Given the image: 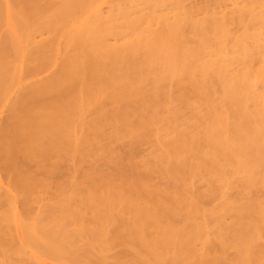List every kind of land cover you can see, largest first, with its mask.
<instances>
[{"label": "bare ground", "instance_id": "1", "mask_svg": "<svg viewBox=\"0 0 264 264\" xmlns=\"http://www.w3.org/2000/svg\"><path fill=\"white\" fill-rule=\"evenodd\" d=\"M95 1L98 0H0L1 103L5 100V96L14 94L12 101L9 100L10 102L7 104V118L3 119V121L0 119V155L5 158V160L2 159L6 164H4L3 160H0V163L2 164L3 162L4 164V167H2L3 170L7 168L4 170V173H7L6 176L8 175L7 178L9 177L10 179H8V184L10 181L9 186L7 184L9 188H6L5 192H1L0 182V264H22V262H25L23 247L25 244L29 248L35 249V252L38 251L40 255V250L37 249L42 246L44 247V245L46 246L44 247V252L46 253L52 250L56 252V249L59 250L60 248L62 250L65 246L67 249V246H70L74 248V254L73 251H70V255H73H69L70 262H73V264H106L107 257L109 259V256L106 255V251L111 250L112 247L123 245L127 250L124 249L125 251L122 250L121 252L117 250L118 253L115 252L117 254L113 256V262L111 261L110 264H161V262H159L160 258L162 259L161 261H163L162 264H164L165 260L159 255H162V253L169 248V240L174 238L175 242L171 241L174 246L172 247L170 244V248L175 250L172 252L173 254L179 251L177 253H192L193 256V252H196L198 257L200 256L203 258L205 254L207 255V253L209 254L213 251L216 257L214 256L213 259L210 258V261L207 259L208 264H264L263 241L262 245L255 244L259 238L264 237V223H262L264 219V203L262 204L259 200H253V203H249V205L245 206L243 203H240L242 201L240 200L239 204H236L235 207L234 205L232 206V204H234L232 202L235 199H233V201H231L232 199H226L227 201L224 199L222 203L219 202V204H215L216 206H213L214 208H212V210L210 208V212L207 214V220L202 216V214H206V211L205 214L198 211L199 218L201 219H198L200 221L195 223L193 220L196 219L197 216L193 215L194 213L196 215L198 214L196 210L197 207H195V209V203H193V201H188L192 198L186 200L184 196H173L176 195L173 194L172 196H168V198H162V200H160L161 198H155V201L154 199L147 200L146 198V200H143V198H140L141 201L139 199V194L141 192H138L137 188H134L138 184L133 187L136 191H134L133 188V191L129 188H125L126 185L123 186V189L120 187L122 185H119L118 188L114 185L116 189H113L116 190V194L114 196L110 194L114 192L112 189L109 193L110 198H108V193L105 192L107 197H102H104V200L106 197L105 203L103 204H105L104 206L107 208L104 210L103 206L102 211L99 210V208L97 209V207L95 208V206L93 207V213H90V222L92 223L90 226H84V222L83 225L81 224L82 213L80 210L81 207H79L80 202L77 204L73 203L70 199L72 200L75 196L71 195V198L68 199L66 195L65 198L68 199L64 201L66 206L59 208L60 210H56L59 205L62 207L63 201L61 203L57 202V206L51 203L42 212L43 218L45 217L44 219L41 216H38L39 219L36 216V219L34 216L35 219H32L33 221H31L30 217V223H25L20 220L23 244H18L19 246H17L15 250H11V248L6 250L7 243L5 245L2 241L6 239L5 237L8 231L5 237L3 236L2 238V235H4L2 229L4 231L6 227L4 226V228H2L4 224L1 222L10 219L9 217L11 215L14 220L13 215L17 208V197L21 192H24L27 197H29L31 194H36V189L42 187L41 185H43V187L46 186L44 180L40 181L38 180V176L30 174V172L34 173V171H31L32 168L24 167L23 169V166H29V164L35 165L34 162L36 164L38 163L37 165L42 163L39 167L41 171V168L45 169L46 167L44 161H46L47 158L49 159L56 150L62 148H70L69 150H71V148H74L73 150L76 152L80 150V147L86 144L84 149H87V146L89 144L91 145L93 141L89 143L88 141H91V138L89 135L87 137L86 134H90L91 131L94 135L97 129L102 128L101 126H103V124H100L101 126L99 125L100 120L102 123L104 119L111 117L110 119L112 120L113 118L114 120L117 118L113 112H106L110 117H105L103 102L106 98L117 103L123 100H132L134 97H142L149 100L146 101L145 99L147 103L149 102L150 104L151 102L156 105L160 98L164 99L169 97L168 100H165L166 103H171L173 101H183L186 103V94L183 93L184 84L181 82L182 78L187 79V85L190 90H193V93L196 92L199 96L201 95L202 99L206 97V93H208V89H210L205 85V81L209 86L210 79L211 81L213 79V82L217 81L221 85L227 97L229 111L233 116H236V114L243 113V105L250 94L253 93L254 89L251 91V79L253 78L254 80V78H256L264 82V62L261 60L264 55V38L261 32L260 34L256 31L252 34H246L244 31L240 35L238 33V36L232 37V44L228 51L222 48L223 43L221 44V42L225 40L221 41V39H225L226 35L229 33L228 31H230V29H226V24L228 22H226V18L224 19L227 13L225 14V12H222L224 4L217 10V12H221L219 15L223 16V18L221 17L222 19L219 20L217 17L218 14L209 9L213 3L211 6L207 3L209 8L204 5L206 10H204L203 13L202 10L200 11V7L197 8L196 6L197 9L185 7L182 0H173L172 9L170 8L171 10L159 8L163 0H141L142 3L149 6L148 8H151L149 9L150 11L148 10L143 13L144 10L142 8L137 9V6L135 10L125 9L124 13L127 14V16L134 15L128 21V30L129 34L133 35L135 38L132 41H124L117 44L116 42L119 39L125 37L127 34L126 31H116V27L112 23L113 16H110L112 14L108 13V15L110 14L109 16H104L102 11L100 12L99 6L93 8V3ZM224 1L225 0H218L219 3ZM229 1L234 7H236L240 1L244 2L243 7L250 4L253 5V3L256 4L258 1L260 3V0ZM193 5H195V3H193ZM252 5H250V7ZM252 8H254V6ZM109 9L110 8H108V10ZM208 9L211 12L207 11ZM200 12L203 14L209 13L203 18H197ZM234 12L236 11L233 10L232 13L234 14ZM248 13H250V10ZM106 14L107 13H105V15ZM235 15L234 18L236 19ZM249 16L253 18L252 20L256 23L259 22V20L264 23V10L258 13L251 12ZM237 17L239 22L243 20L242 17ZM234 18L232 20H234ZM243 18L252 22L248 19L249 17ZM255 19L259 20L255 21ZM238 21L236 23L239 24ZM249 22L246 23L250 25ZM262 22L261 24L263 25ZM240 24H242V22ZM259 24L258 26L261 27V24ZM188 25L190 27L189 29L186 27ZM257 28L258 27H256V29ZM234 31H236L235 28ZM185 32H188L187 34L192 32V37L195 36L196 41L192 44L189 43L185 38ZM193 33L195 35H193ZM111 36L115 41L113 43L108 41ZM230 36H228L229 39ZM227 44L225 43L224 47H228ZM253 60H260L258 66L255 68L253 67L255 64H252ZM57 61L60 63V67L58 66L59 70L56 68L53 72H56V70L58 71L51 74L49 69ZM234 64L237 67L231 69L230 66ZM40 72L43 73L42 78L38 80L35 78V80L29 79L35 77L37 74H41ZM151 73L153 74V78L149 81L150 79L148 80V77ZM173 76H180V78H177L179 82H175V77V86L172 85ZM207 77L209 79H207ZM147 80L151 82L148 84L150 85L148 89L146 88V84L148 83ZM255 82L258 83L257 81ZM255 94L256 93H254V95ZM262 94V96H264V91ZM102 98L104 99L102 100ZM100 100H102V103ZM203 100L206 101L207 98ZM153 105L154 104H152V106ZM1 106L2 104L0 108H2ZM141 107L146 108L145 106H140L139 109ZM92 108L94 109L93 112H95L94 114L93 112L90 114L91 117L93 115V120L89 118L90 115L88 114ZM118 110H120V112L123 111L120 107ZM118 110L114 111L117 116V113H119ZM173 110L176 111V109ZM224 110L222 112L220 111L221 113L219 114L212 112V115L211 113L208 115L207 118H210L208 121L209 123L207 128L203 129L207 130H205L204 134L201 133L204 135V143H199L202 146L197 143L196 133L193 134L192 130L189 131L185 129L181 130V133L177 131L176 133L178 134L175 133L173 137H170L165 142L161 141L157 143L160 145V147L158 146L160 150L156 148L161 151L158 156L164 158V160H166L165 163L168 161L169 166L171 161L174 162V165L177 161L178 165L176 166L171 163V166L173 165L172 168L176 167L174 170L178 171L180 168L182 170L187 168L191 170V168L197 166L193 165V161L195 160L203 159L205 161L209 159L213 164L214 162L217 163L218 159L219 162L220 160H226L229 155L233 154L237 156L236 148L234 149V147H238L237 149H239L241 146L240 144H242V148L246 146L250 148L252 146L251 140H255L258 133L259 136L264 135V130H262L261 133L257 132L258 130L254 131L257 128L251 125L249 128V123H247V125L246 122L245 127L248 128H246V130L249 131V129L251 130V128H254L253 131H251L253 134L251 135V133L249 134L247 131H245L247 135L244 131L239 133L240 128L238 129L236 124L230 121V114H227L228 110ZM177 113L178 112H176V114ZM120 117L122 118V116ZM124 118L125 116L123 120ZM204 120L206 121L207 119L205 118ZM144 122L140 123L145 125ZM148 122H150V119ZM199 122L202 123L203 121ZM205 124L203 125L205 126ZM230 128H234L235 132L233 131L230 133V131H228ZM79 131H83V138H80L81 136L78 138L77 134L79 135ZM97 132L98 134L96 133V136L102 135L101 129L100 134L98 130ZM258 137H256V139ZM93 138L95 139L94 136ZM157 141L159 142L160 140ZM256 143L258 144V142H255V144ZM197 144L198 146H196ZM256 147L257 149L259 148L258 154L254 156L251 162L245 159L247 162L243 160V163H239H241L240 165L242 167L243 165L245 166L244 170L248 168V173L251 168L253 169L255 167L256 170H254L257 171L255 173H259L264 179V144L261 143L260 146ZM75 148L77 149L75 150ZM156 148L155 151L158 152ZM196 148L198 153H194ZM242 148L240 150H242ZM82 149L83 148H81V150ZM84 149L82 150L83 152ZM69 150V153H73V150ZM240 150L237 151L240 152ZM233 151H235V154ZM59 152L60 151H58V153ZM85 153L83 155L80 152L84 157ZM159 158L160 157H158V159ZM162 158H160L161 160L159 159V161L162 162ZM18 159L21 161L19 162L20 165L25 162L20 168L16 165ZM79 160L80 159H78V161ZM47 162L49 161L47 160ZM160 163H158V165ZM250 163L252 166L251 168L250 166L248 167ZM37 165L36 167H38ZM51 166L52 165H50V168ZM171 166L167 168L169 171ZM206 166L208 167L207 164ZM47 168L44 170V172H46L45 174L49 173V169L47 170ZM7 170H9L10 173L6 172ZM36 172L39 173V170H35V174ZM171 172L173 173V170ZM172 173L171 175H173ZM179 173H181V171H178L177 174L179 175ZM252 173H254V171L252 172L251 170V176L254 175ZM42 174L45 177L47 176L43 173V170ZM176 175L173 177H178ZM212 177L214 178V175H212ZM41 178L43 179V176ZM215 179L217 180V178ZM223 179L225 180L226 177ZM251 179L252 178L248 180V178H246L242 183L248 184ZM97 181L98 180H96V182ZM102 181H100V184ZM211 181L210 178L209 182L211 183ZM108 182L109 181H105L104 183L106 184ZM220 182L222 183V181H219V183ZM224 182L226 183V180ZM138 183L141 182L138 180ZM109 184L110 182L108 185ZM245 184L244 186H247ZM220 185L222 186V184ZM10 186L12 189H10ZM107 186L105 185V188ZM127 186L130 185L128 184ZM221 186L219 187L221 188ZM42 189L39 192H41ZM214 190L216 189L214 188ZM214 190L213 195L216 193ZM221 191H219V193ZM17 192H20V194L18 195ZM39 192L37 191V195ZM23 194L19 200H24L23 198L25 195L23 196ZM69 194L68 197H70ZM142 194L141 196H144ZM220 194H215L214 196H219ZM240 194H242V192ZM78 197L79 196L76 198L78 199ZM219 198L221 199L222 197L219 196ZM231 198L233 197L231 196ZM242 198L243 197L239 199ZM29 199H31V196ZM100 199L102 200V198ZM22 200L20 204L21 202L23 204ZM95 200L93 197V201ZM90 202L92 201L90 200ZM28 203L29 201L27 198V203L25 201L23 205H28ZM97 203L95 202V205H99ZM86 204H88V202ZM106 204L109 207L106 206ZM234 207L236 209H234ZM27 208L28 207L25 209ZM234 210L235 213L236 211L238 212L237 215L233 216L232 213H228ZM22 212L25 211L23 210ZM226 213H228V216H233H229V222H225L226 220H224L226 219ZM113 214L120 215L122 219H117L118 222L120 221V224L118 223L116 227H113L117 224V222L114 221L116 218H113L114 222H111V216H113ZM126 215L127 217H124ZM123 218L125 220H123ZM78 221L81 224H78L80 226L72 228V230L71 228L69 229V227L67 228L71 222L77 223ZM112 223L115 224L112 226L113 229H110V232L107 227ZM12 224L14 223L12 222ZM10 227L11 225L8 228ZM78 227L81 228L79 229ZM77 228L79 230H77ZM11 229L13 228L11 227ZM104 229H106V232ZM99 232L105 233V237L99 235L100 238H103V241L98 236ZM209 232L213 234L211 239L209 237ZM82 233L85 234L84 238H88L85 241L86 243L84 242L82 244V246H86L85 248L82 247L80 243V245H76L79 239L81 241ZM109 233L110 235H108ZM201 234L204 236V241L202 242L203 246L207 244L205 247L206 251L203 249L204 252L193 249V242ZM86 235L88 237H86ZM96 235L98 237L96 239H99L98 242H100L96 243L97 245L94 243ZM159 240L161 241L159 242ZM216 245L219 249L218 247H216L217 249L214 248ZM3 246H5V248ZM13 246L15 247V243ZM70 247L68 251L72 250ZM66 249L64 248L65 253L67 252L65 251ZM228 249H233L234 251V256L230 260H226V256L228 255L227 252H229ZM64 252L61 251L60 254L63 253L64 255ZM94 252L96 255L95 257H98V260L95 261L96 263L93 262L94 259H91V254L93 255ZM51 253L52 252L49 254ZM129 253L131 255H129ZM52 254H54V251ZM13 255H15V258ZM57 255H55V257L58 259L59 255ZM63 255V258L67 256V254ZM128 255L130 257H128ZM21 257L25 261H22ZM65 259L67 260V258Z\"/></svg>", "mask_w": 264, "mask_h": 264}, {"label": "rangeland", "instance_id": "2", "mask_svg": "<svg viewBox=\"0 0 264 264\" xmlns=\"http://www.w3.org/2000/svg\"><path fill=\"white\" fill-rule=\"evenodd\" d=\"M166 1H167V3H166ZM170 1H171V3H170ZM182 1H183V5L185 7L189 8V9L190 8L197 9L198 7H200L199 9H200V11L202 10V12L204 10H206L205 6L207 7L209 4L211 6L212 3L215 4V5L212 4L211 7H213V8H211V7L209 8V6H208V8L211 11L213 10L214 12H216L218 14L217 17H218L219 20L222 19L223 16L219 15V14H221V12L219 11L220 12L219 13V12H217V10H218V8L220 9L221 5L224 4L222 12L223 13L225 12V14L227 13L226 14L227 17L224 15L225 16L224 19L226 18L225 19L226 22L229 23V24L228 23L226 24V29H230V31L233 30V31H231V33H230V31L227 30L229 33L226 35L225 39H221V41L225 40L224 42L226 44L227 43L229 44V45L227 44L228 47H226V46L224 47L225 43L221 42V44L223 43L222 44V46H223L222 48H224V50H226V51H228L230 49V46L232 44V42H231L232 41V37L233 36L234 37L238 36V33L240 35L241 33H243L245 31L246 34L247 33L248 34H252V33H254L256 31L259 34L261 32L262 33L261 35L264 38V23L262 21H260L259 19H255V21L259 20V22L256 23V22H254V20H252L253 18H251L249 16L251 12L258 13L259 11H263L264 10V0H260L261 4L259 3V1L256 4L253 3V5L250 4V5H252L251 7H250V5H247V4H246L247 6L243 7L244 2H241V1L238 3V5L236 7H234L229 0H225L222 3L221 2L219 3L218 0H182ZM182 1H181V3H182ZM172 2H173V0H163L162 4H160L161 6H159V8H167V10L168 9L171 10L172 9L171 8ZM193 3H195V5H193ZM207 3H208V5H207ZM216 3H217V5H216ZM93 5H94L93 8L99 6L100 12L102 11V14L104 16H107L108 13L112 14V15H110V14L109 15L111 17L113 16L112 17L113 18V22L112 23L115 25L116 31H118V32L126 31L127 34L125 35V37L122 38V39H119L116 42L117 44H119L121 42H124V41H132L135 38L133 35L129 34V30H128V21L134 15L127 16V14L124 13L125 9L126 10L127 9L135 10V8L137 6V9L142 8L144 10L143 13L147 12L149 9H151V8H148L149 6H147L144 3H142L141 0H98V1H95L93 3ZM169 5H170V7H169ZM145 6L147 7V10H146ZM196 6H197V8H196ZM253 6H254V8H252ZM108 8H110L109 9L110 12H109ZM215 8H217V9H215ZM209 9L207 11L211 12ZM233 10L236 11L237 13L234 12V14H233L232 13ZM249 10H250V13H248ZM166 12H168V11H166ZM209 12H207V13H209ZM105 13H107V14L105 15ZM200 13L197 16V18H203L207 14V13L203 14L204 12L201 13V14ZM137 14H140V13H137ZM234 15H235L236 19L234 18ZM219 16H220V18H219ZM237 16L242 17L243 20L245 19L243 17H246V18L249 17L248 19H250V21H252V22H249V20H247V19H245L247 21H245V20L243 21L242 20L241 21L242 24L244 23L243 26H242V24H240L241 22L238 21V19H237L238 17ZM233 18H234V20H232ZM227 19H228V21H227ZM237 21L239 22V24L236 23ZM246 22L247 23L249 22L250 25L247 24ZM261 22L263 23V25L261 24ZM233 23H234V26H233ZM259 23L261 24V27L258 26ZM228 25H230L232 29ZM255 26L258 27L259 29L258 28L256 29ZM186 27L188 29L190 28L189 25L186 26ZM186 27H185V30L187 31ZM234 28L236 29V31H234ZM254 29H256V30H254ZM188 32H185V34H186L185 38L187 39V41H189V43L192 44V43H194L196 41V37L195 36L192 37L191 33L193 31L190 32L189 34H187ZM234 32H236V33H234ZM231 34H233V35H231ZM193 35H195V34L193 33ZM228 36H230V39L228 38ZM111 38H112V36H111ZM111 38L109 37L108 41L110 43L115 42L114 38H112V39ZM227 38H228V40H227ZM262 57L263 58L261 60H262V62H264V55ZM259 62H260V60H253L252 64L253 65L255 64L253 67L254 68L257 67ZM59 64H60L59 61H57L55 64H53L51 66V68L49 69L51 74L52 73H56L59 70L58 69V66L60 67ZM235 64L231 65L230 68L232 69V68L237 67L236 66L237 64L236 65ZM56 68L58 70H56V72H53V71H55ZM144 69H146V68H144ZM42 77H43V73H41L39 75L37 74L35 77L29 78V79L30 80H35V79L38 80V79H40ZM149 77H148V80L150 79L149 81H151L152 78H153V74L152 73H151V75L149 74ZM175 77H176V81L175 82H177L178 81L177 78H180V76H175ZM175 77L172 78L173 79V81H172L173 83L170 82L174 86L176 85V83L174 82ZM207 79H209V78L207 77ZM255 79L256 78H254V80H253V78L251 79V81H252V83L250 82L252 84L251 91L253 89L254 90H253V93L251 92L252 94H250V96L247 98L245 104L243 105V108H244V110H242L243 113L241 112L242 114H240V113L236 114V116L235 115L233 116L232 113L229 111V105L227 103V97L225 96V93L223 92V89L221 88V85L217 81H214V82H216V83H214L213 79H212V81L210 79L209 82L210 83L212 82V83L211 84L209 83V86L206 84L207 82L204 80L205 81V85L208 88H210V89H208L206 87L209 92L206 91V92H208V93H206V97L202 96L205 99L207 98L206 101L203 100L204 98L203 99L201 98V95L199 96V95H197L196 92L193 93L194 91L190 90V88L187 85V79L186 78L185 79L182 78V80H181V82L184 84L183 93L186 94V98H185L186 103L183 102V101L182 102L181 101H173L171 103H166L165 100H168L169 97L164 98V99L160 98L158 103H156V105H155V103H151V102H150V104H149V102L147 103L146 101H149V100H147L146 98H142V97H136V98L134 97L132 100H123V101L117 102V103L116 102H112L111 100L106 98L104 100V102H103V108H104L103 111H105V117L106 118L110 117V115L108 113H112L113 112L115 114V117H117V118L119 117L121 120L119 118L118 119L116 118L117 120L116 119L113 120V118H112V120H113L112 121L110 119L111 117L108 118V119H104V121L102 120V123H101V120H100L99 125L103 124V126L100 125L102 128L98 127L99 129H97V130L99 131V134L102 132V135L100 134L101 137L98 136V135L96 136V133L98 134L97 130L94 133V135L90 131V134L92 135V137H91L90 134H86L87 137L89 135V137L91 138V141H88V142L89 143H91L92 141L93 142L91 143V145L89 144L90 146L89 145L87 146V149L86 148L84 149V147H86L87 144L85 146H83V147H80V150H81V148H83L84 152L82 151L83 149L81 151L77 150L75 152L73 150L74 148H71V150H69L70 148L69 149L68 148H62L64 152L62 151V149L56 150V152L54 151L52 153V156H50L51 158L50 157H49V159L47 158V160L49 162H47V160L45 159L46 161H44V164L46 165V167L43 166V167H45V169L41 168V171H40L39 167H40V165L42 163L41 164L39 163V165H37L38 163L36 164L34 162L35 165L29 164V166H31V167H29V166H26V165L23 166L25 162L21 163V165H20L19 162H21V161H19V159H18V161H16V165L19 168L22 167V166H23V169H24V167H26V168L28 167L30 169L32 168L31 171L32 172L34 171V173L30 172V174H32L33 176H38L39 177L38 180H40V181L44 180V183L46 182V186H44L45 187L44 188L43 185H41L42 187H40V188L41 189L43 188L41 192H39L41 189L38 187L36 189L39 192L38 195H37V191H35L36 194H33V195L31 194L30 195L31 199H29L30 196L27 197V195L24 192H21V194H20V192H17L18 195L19 194L20 195L17 197V203H16V207L17 208H16V211H15V214L13 215L14 216L13 217L14 220L12 219V215H11L9 217L10 219H7L5 221L3 220V222H1L2 224H4L2 228H4V226L6 227V228H4V231L2 229V233L4 234V235L1 234L2 238H3V236L5 237V235H6L7 231H8V233H7L6 237H5L6 239L5 240L3 239V241H5V242L2 241V243L3 244L5 243V245H6V243H7V245L9 244L8 247L6 245V248H7L6 250H8V248H11V250H15V248H17V246L23 244V238H22L21 228H20V220L22 222H25V223H27V222L30 223L31 221H33L32 219H35L36 216L37 217L41 216L43 218L42 212H43V210L45 208H47V206H49L51 203L52 204H56V206H57V204H58L57 202L61 203L63 201L62 202V207H61V205H59V207L56 209V210H60L59 208H63V206H66L64 201L68 200L69 198H71V195L75 196L72 200L70 199L71 202L76 203V204L80 202V206L79 207H81L80 210H81V213H82L81 214L82 215L81 224L83 225L85 223L84 226L92 225V223L90 222V219H91V216H90L91 214L90 213L91 212L93 213V209H94L93 207L95 206V208L97 207V209L99 208V210L103 211V206L105 205L103 203H105V200H106V197H107L105 192L108 193L107 194L108 198H110V194H113V196L116 194L115 193L116 190H114V189H116V187L118 188L119 185H122V186H120L122 189L124 188L123 186L126 185L125 188H129V189L132 190V188L136 184H138L134 188H137V191L141 192L140 194L138 192H136V193L139 194V199L143 198V200H146V198H147V200H149V199L153 200L154 199V201H155V198H157V199L161 198L160 200H162V198H168V196H172L173 194H176V195H173V196H177V195L178 196L180 195L181 197L184 196L186 198V200L192 198L193 200L191 199V200H188V201H193V203H195L194 208L197 207V209L195 208L197 210V213H198V211L199 212L201 211V213L203 212L205 214V211H206L205 215L202 214L203 218L206 219V220H207V217H208L207 214L210 212V208L212 210V208H214L217 204H219V202L222 203L224 201V199L225 200L226 199L227 200L228 199H230V200L232 199L231 201H233V199H235L234 201H236V202L233 201L232 203H234V204L231 203L232 206L234 205L235 207H236V204L237 205L239 204L240 200H242L240 203H243L245 206L249 205V203H253V200L254 201L255 200L256 201L259 200V202H261L263 204L264 203V179L262 178V176L259 173H255V172H257V171H255L256 168L254 167L252 169L251 168L252 167L251 163L248 165V167L250 166V168H251L249 170L250 172L248 173L247 172L248 168L244 170L245 166L243 165V167H242L240 165L241 163H239V162L243 163V160L245 161V159H248L247 161H249V162H251L253 160L254 156H256L258 154V149L259 148L257 149L256 146H260L261 143L264 144V135L263 136H261V135L259 136V133H258V135L256 137H258V136L259 137L257 139H256V137H255V140H251L250 139L252 141L251 142L252 146L250 145L251 146L250 148H247L249 146H246V147L242 148L241 147V146H243L242 144H240L241 146H240L239 149H237L238 147H234V149L236 148V153H237V156L235 155L236 157L232 154L233 156L229 155V157H228L229 160L228 159L223 160V161L220 160V162H219V159H218V162L220 163L219 164L217 162L218 165L215 162L213 164L212 161H210L209 159H206L205 161L203 159L195 160V161H193V165H197L198 167L196 166V167L191 168L192 172H191V170H188V168L187 169H183V170L180 168V169H178L179 172L181 171V173H179V175L177 174L178 171L174 170V169H176V167L172 168V166L174 165L173 161H171V163H173L172 166H171V163H170V166H171L170 171L167 169L170 166L168 164V161L165 163L166 160H164V158H162L161 156H158V154H160L159 152H161V151H159L160 150V148H159L160 145L157 144V143H160L161 141L165 142L170 137H173L177 131H179L181 133L182 132L181 130H185V129H188L189 131L192 130L193 134L196 133L195 136L197 137V143L198 144L199 143L203 144L204 143V135H202V134H204L205 130H207V129H205V130H203V129L207 128V125L209 123L208 121H209L210 118H207L208 115L210 113L212 115V112H214L216 114H219L224 109L228 110L230 112L229 113L227 111V114H230L229 115L230 121L231 122L233 121L236 124L238 129L240 128L239 129L240 131L238 130L239 133H241L242 131H244V132L247 131L246 130L247 127H245L247 123H249V125L247 124L248 127L251 125L252 127L257 128L254 131L258 130L257 132L261 133V131L264 130V96H262L263 95L262 93L264 91V82L263 81H259L257 79L255 80ZM149 81H148L147 84L145 83L146 81L144 82L147 85L146 86L147 89L150 87V85H148V84L151 83V82H149ZM255 81H257V82L259 81V82L256 83ZM203 82H202V84H203ZM253 82H255V83H253ZM219 86H220V88H219ZM146 91H148V90H146ZM254 93H256V94L254 95ZM10 95L11 94H8L7 96H5L6 98H5L4 101H3L4 98L2 99V101H3L2 103L0 101V105L2 104V106H1L2 108H0V119L2 121H3V119L7 118L6 117L8 115L7 110H6L7 104H8V102L12 101L14 94L11 95V96ZM103 99L104 98H102V100ZM145 99H146V101H145ZM102 100H100V102ZM152 104H154V105L152 106ZM140 106H145L146 108L141 107L140 108L141 110H140L139 109ZM119 107L121 109H123L122 112H120V110H118ZM101 108H102V106H101ZM173 109H176V111L173 110ZM91 110L89 111L90 113H88L89 115L92 114V112L94 111L93 108ZM115 110H118V112L121 115L119 113H117L118 114V116H117L116 112H114ZM106 112H108V113H106ZM139 112H140V114H139ZM172 112H173V114H172ZM176 112H178V113L176 114ZM94 113L95 112H93V114ZM89 115H87V116H89ZM123 115L125 116L124 120H123V117H124ZM120 116H122V118ZM112 117H114V116H112ZM89 118L92 119L93 115H92V117L90 115ZM89 118H88V120H89ZM205 118L207 119L206 121L204 120ZM149 119H150V122H148ZM94 120H95V118H94ZM199 121H201V122L203 121V122L200 123ZM140 122H142V123L144 122L145 125H143ZM245 122H246V124H245ZM135 124L139 125V126H136ZM140 124H141V126H140ZM203 124H205V126ZM142 127H143V129H142ZM254 128H251V130L249 129V131H247V132H249V134L251 133V135H252L253 133L251 131H253ZM100 129H101V132H100ZM228 131H230V133H232L233 131L235 132L234 128H230V130H228ZM86 133H87V131H86ZM176 134H178V133H176ZM245 134H246V132H245ZM251 135H249V136H251ZM77 136H78V138L80 136H81L80 138H83L82 137V136H84L83 131H79V135L77 134ZM93 136L95 137V139L93 138ZM90 138H88V139H90ZM92 138H93V140H92ZM155 139H156V141L157 140H160V141L156 142ZM150 141H151V143H150ZM255 142H258V144L257 143L255 144ZM102 144H103V146H102ZM151 144H153V145H151ZM198 144L196 146H198ZM237 144H235V145H237ZM101 146H102V148H101ZM200 146H202V145H200ZM156 147L159 148V150ZM77 148H75V150ZM155 148L157 149L158 152L155 151ZM241 148H242V150H240ZM68 150L69 151L73 150V153H71V152L69 153ZM86 150H87L88 153L86 152ZM237 150H240V152H238ZM58 151H60V152L58 153ZM80 152L83 155L86 152L85 153V157L83 155H81ZM196 152H197V148H196V151L194 153H196ZM233 152L235 154V151H233ZM54 153H55V155H54ZM86 154H87V156H86ZM69 156H70V158H69ZM158 157L162 158V162L163 163L161 161H159L160 158L158 159ZM0 158H1L0 160H3V159L5 160V158H3V156H1ZM56 159H58V160H56ZM78 159H80V160L78 161ZM4 160H3V162H4ZM51 161H52V163H51ZM247 161H245V162H247ZM3 162H2V164H3ZM195 162H197V163H195ZM204 162H205V164H204ZM245 162H244V164H245ZM29 163H31V162H29ZM158 163H160L161 165L159 164L160 165L159 166ZM2 164L0 163V169H1L0 171H2V172H0L1 192H5L6 188L7 189L9 188V187H7L9 177L7 178V176H8V175L6 176L7 173H4L5 172L4 170H6L7 168L4 169V170L2 169V167H4V164H6V162H4L3 166H2ZM206 164L208 165V167L206 166ZM36 165L38 167H36ZM50 165H52L51 168H50ZM176 165H178L177 161L175 162L174 166H176ZM47 167H49V168H47ZM199 167H200V169H199ZM36 168H38V169H36ZM46 168H47V170L49 169L48 170L49 173L47 171V173L49 175L45 174L46 172H44V170H46ZM8 169H10V168H8ZM30 169H28V170H30ZM35 170H39V173L36 172V174H35ZM42 170H43V173L45 175H47L46 177L42 174ZM172 170H173V173L171 172ZM207 170H208V172H207ZM210 170H212V171H210ZM251 170H252V172L254 171V173H252V174H254L253 176H251V174H250ZM185 171H187V172H185ZM6 172H9V170H7ZM171 173L173 175H171ZM140 175H141V177H140ZM174 175H176L178 177H173ZM212 175H214V178L212 177ZM42 176H43V179L41 178ZM220 177L222 179L226 177V179H225L226 183L224 182L225 180L224 179L222 180ZM104 178H106V179H104ZM114 178H115V180H114ZM210 178L212 180L211 183L209 182ZM215 178H217V180H219V181H222V183L221 182L219 183V181H217ZM244 178L245 179L248 178V180L250 178H252V179L254 178V179L253 180L251 179V181L248 184L244 183L245 185H247V186H244V184L242 183V181L245 180ZM110 179H111V181H110ZM96 180H98V181L96 182ZM138 180H139V182L142 183V185H141V183H138ZM47 181H49V182H47ZM100 181H102L101 184H100ZM105 181H109L110 182V184H109L110 186L108 185L109 182L105 184L104 183ZM71 183H72V185H71ZM112 183H114V184H112ZM118 183H120V184H118ZM9 184H10V181H9ZM9 184H8V186H9ZM128 184L130 186H127ZM220 184H222V186ZM105 185L106 186L108 185L106 188H108V187L109 188L111 187V188L110 189L109 188L106 189ZM102 186H103L104 189L102 188ZM141 186H142V188H141ZM219 186H221V188ZM213 187L216 190H214ZM134 188H133V190H134ZM10 189H12L11 186H10ZM38 189H40V190H38ZM112 189L114 190V192L110 193V191H112ZM70 190H71V192H70ZM209 190H211V191H209ZM213 190L216 192V193H214V195L215 194L218 195V194H220L222 192L219 195L222 198L220 199L219 196H214L213 195ZM221 190H223V191H221ZM134 191H136V189ZM219 191H221V192L219 193ZM241 192H242V194H240ZM22 194H23V196L25 195V197H26V199H25V197L23 198L26 201V203H27V198H28L29 203H28V205L25 204L26 206L23 205L25 203V201L22 200V199L21 200L23 201V204H22V202L20 204L21 200H19V198L22 197L21 196ZM57 194H59V195H57ZM68 194H69L70 197H68ZM141 194L144 195V196H141ZM66 195H67V197H66ZM227 195H229L230 197L227 196ZM77 196H79L78 199L76 198ZM92 196L94 197V200L95 199L96 200L98 199V200L97 201L96 200L93 201V197ZM102 196H106L105 200H104V197H102ZM231 196L233 198H231ZM65 197L68 198V199H66ZM90 197H92V198H90ZM241 197H243V198L239 199ZM100 198H102V200ZM74 199H75V201H74ZM86 199H87V201H86ZM90 200L94 204L92 202H90ZM87 202H88V204H86ZM95 202L96 203L98 202L97 204H99V205H95ZM85 204H86V206H85ZM106 206H108V205L106 204ZM26 207H28V208L25 209ZM100 207H101V209H100ZM235 207H234V209H236ZM90 208H92V209H90ZM106 208L107 207L104 206V210ZM23 210L25 212H22ZM228 213L229 214L232 213L233 216H235V215H237L238 212L236 211V213H235V210H234V211L228 212ZM228 213L225 214L226 215V219H224V220H226L225 222H229L230 221V217H233L231 215H229L230 216L229 217ZM27 215H29V216H27ZM32 216H33V218H32ZM193 216H197L198 217V218L196 217V219H194L193 222L197 223V222L200 221V220H198V219H201V218H199L200 217L199 213L197 215L194 213ZM30 217H31V221H30ZM37 217H36V219H37ZM124 217H127V215L124 216ZM113 218H116V220L117 219L122 220L120 215L113 214V216H111V219H112L111 222L113 221ZM16 219H18L19 221L16 220ZM38 219H39V217H38ZM10 220L14 224H12V222ZM116 220H114V221L117 222V224L112 223L109 226L106 225V226H108L107 229H109V231H110V229L111 230L113 229L112 226L114 224L115 225L113 227H116L118 225V223L120 222V221L118 222V220L117 221ZM123 220H125V219L123 218ZM263 220H262V223H264ZM6 221H8V222H6ZM72 224H73V226H72ZM78 224H80L79 221L77 223L76 222L75 223L71 222L67 226V228L69 227V229L71 228V230H72V228H75V227L81 225V224L80 225H78ZM10 225H11V227L13 229H11V227L8 228ZM193 225H195V224H193ZM78 228L80 229L81 227H78ZM78 228H77V230H79ZM8 229H10V230H8ZM263 230H264V228H263ZM104 231L106 232V229H104ZM210 232H212V231H210ZM210 232H209V237L211 239L213 234L210 233ZM8 234H9V236L11 238L8 236ZM84 235L85 234H83L81 236L83 238V239L81 238V241H80V239L78 240V242L76 244L77 246L80 245V244L82 246V244L86 241V239H88V238H84L85 237ZM99 235H101L102 237H105V233L104 232H99L98 236ZM108 235H110V233ZM86 237H88V236L86 235ZM96 238H98L97 235H96V237L94 239L95 245H97L96 243H100V242H98L99 239L97 240ZM99 238H100V236H99ZM100 239H102V241H103V238H100ZM174 239L169 240V248L166 249L165 252L162 253V255H159L160 257L161 256L163 257V260H165L164 264H199V262H200V264H208V261H210V258L213 259V257L215 256L213 251L211 253H209V254L207 253V255L205 254L206 257L204 255L203 258L200 257V256L198 257V254H196V252H193L194 253L193 256H192V253H189V254L185 253V252H183L185 254L177 253L179 251H177L176 254L175 253L173 254L172 252H174L175 250L173 248H170V244H171L172 247L174 246L171 243V241L175 242ZM258 240L255 242V244L262 245V241H263V244H264V237L259 238ZM160 241L161 240H159V242ZM203 241H204V236H203V234H201L193 242V249L194 250L196 249L199 252H204L203 249H205V251H206L205 247L207 246V244L203 246V243H202ZM11 243H13V244L15 243V247ZM10 245H11V247H10ZM25 245L23 246L24 247V255L25 256L24 255L23 256L25 257L24 259L26 261L22 258L23 257L22 256L21 260L25 261V262L21 261L22 264H73V262H70L71 260L69 259L70 258L69 255H70V251H73L74 248H71L70 246H67V249H66V246L64 247L66 249L65 251H67L66 253L64 252V248H62V250H61V248L59 250L56 249V252H55V250H52V251H48L46 253V252H44L45 251L44 247H46V246L44 244H42V245H44V247L41 245L42 247L37 249V250H40V253H41V255H40V254H38V251L35 252V249H31L27 245L26 246ZM3 247L5 248V246H3ZM69 247L72 250L68 251ZM82 247L85 248L86 246L83 245ZM216 247H218V246L216 245L214 248L217 249ZM42 248H44V249H42ZM114 248L113 247L111 248L112 251L108 250L109 253H108V251H106L107 254L106 253L105 254L107 256H109V259L107 257L106 264H110V262L113 260V256H115L118 252H121L122 250L123 251L127 250L123 245H118V246H116ZM171 249H173V250H171ZM218 249H219V247H218ZM117 250H118V252H117ZM228 250H229V252H227L228 255L226 254L227 255L226 256V260H230L234 256L233 249H231V250L228 249ZM53 251H54V254H52ZM61 251H63L65 253L64 255L67 254V256H64L63 253L60 254ZM95 251H97V250H95ZM50 252H52V253L49 254ZM115 252H117V253H115ZM57 254L58 255L60 254V255L58 256ZM73 254H74V251H73ZM73 254H71V255H73ZM96 254H98V253H96ZM28 255H29V257H28ZM55 255L58 256L59 260L57 259V257H55ZM62 255L64 256V258L62 257ZM129 255H131V254L129 253ZM129 255H128V257H130ZM229 255H231V256H229ZM13 256L15 258V255H13ZM46 256H48V257H46ZM52 256H53V258H52ZM95 256H96L95 252H94L93 255L91 254V259L92 260L94 259L93 260L94 263H96L95 261L98 260L97 259L98 257H95ZM65 258H67L68 261ZM207 259H208V261H207ZM161 260L162 259L160 258V261L159 260L158 261L161 262V264H162L163 261H161ZM152 263H154V262H152Z\"/></svg>", "mask_w": 264, "mask_h": 264}]
</instances>
